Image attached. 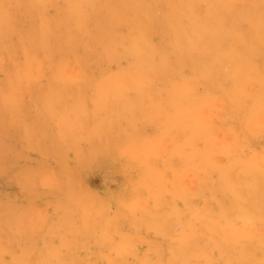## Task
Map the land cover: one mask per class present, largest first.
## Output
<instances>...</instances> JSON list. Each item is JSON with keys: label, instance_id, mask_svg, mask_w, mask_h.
<instances>
[{"label": "clouds", "instance_id": "9594fccd", "mask_svg": "<svg viewBox=\"0 0 264 264\" xmlns=\"http://www.w3.org/2000/svg\"><path fill=\"white\" fill-rule=\"evenodd\" d=\"M0 264H264V0H0Z\"/></svg>", "mask_w": 264, "mask_h": 264}]
</instances>
